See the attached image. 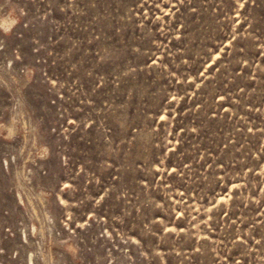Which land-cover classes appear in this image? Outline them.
I'll return each instance as SVG.
<instances>
[{
	"label": "rangeland",
	"instance_id": "rangeland-1",
	"mask_svg": "<svg viewBox=\"0 0 264 264\" xmlns=\"http://www.w3.org/2000/svg\"><path fill=\"white\" fill-rule=\"evenodd\" d=\"M0 264H264V0H0Z\"/></svg>",
	"mask_w": 264,
	"mask_h": 264
}]
</instances>
